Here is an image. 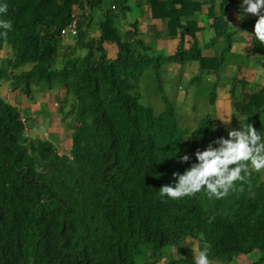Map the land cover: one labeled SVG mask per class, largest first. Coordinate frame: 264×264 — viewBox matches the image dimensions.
<instances>
[{
	"label": "trees",
	"instance_id": "16d2710c",
	"mask_svg": "<svg viewBox=\"0 0 264 264\" xmlns=\"http://www.w3.org/2000/svg\"><path fill=\"white\" fill-rule=\"evenodd\" d=\"M111 2L7 0L3 15L14 26L0 35V87L30 97L33 87L63 89L72 130L58 156L51 142L28 135L19 107L0 94V264H183L191 237L198 246L211 242L212 264L255 251L264 257V169H252L237 182L243 190L223 198L204 191L160 197V187L174 184L173 173L189 167L223 128L206 116L184 145L189 130L172 102L158 113L141 103L140 79L154 60L160 72L164 59L151 57L140 39L120 38ZM75 13L76 34L61 35ZM98 18V38L86 39V20ZM168 24L177 21L169 16ZM105 42L119 49L114 59L106 57ZM193 53L181 49L167 60L213 67L215 59ZM260 92L256 106L251 95L249 105L238 97L233 103L244 125L256 129L264 112ZM185 153L187 162L180 159Z\"/></svg>",
	"mask_w": 264,
	"mask_h": 264
},
{
	"label": "crops",
	"instance_id": "0c3cea01",
	"mask_svg": "<svg viewBox=\"0 0 264 264\" xmlns=\"http://www.w3.org/2000/svg\"><path fill=\"white\" fill-rule=\"evenodd\" d=\"M114 1L116 0L109 3V8L115 18L120 38L126 40L132 37V41L142 40L149 46L151 57L170 58L182 49L188 53L192 52V56H194L193 52H196V55L215 59L212 60L213 67L209 69H202L199 62L194 60L184 63L171 61L161 71L168 73L169 76L179 72L182 75L179 79L188 82L189 89L179 90L175 94L180 105L189 102L194 104V107L201 105L198 95L193 90L207 86L208 104L210 107L211 105L215 107L214 117L211 120L215 119L213 122L217 126H222V136L226 137L230 129L237 128L236 124L231 125L234 112L244 121L240 111L233 108L235 100L239 99L240 106H246L249 105L247 97L251 95L250 104L256 106L260 103V91L264 88V42H259L255 37H249L247 33L241 32L248 31L254 35V25L258 19L253 13H245L243 19L240 18L242 0H121V5L113 7ZM75 14L79 19L80 13ZM169 16L177 21V26L169 27ZM100 18L96 19L95 23L86 20L84 29L88 31V38H98L99 33L96 34L92 26L99 28L97 22ZM244 44H247L245 48ZM102 47L107 58L114 59L117 56L119 49L116 44L105 42ZM233 88L235 94L231 97ZM62 90H37L30 97L19 90H10L9 86L4 84L0 87V94L19 107L20 115L26 118L21 109L35 112L41 109L42 103L54 106L56 98L59 99L58 96L62 97L65 94V92L61 93ZM196 97L198 101L195 104ZM63 108L64 106L59 109L56 107L57 110L51 108V117L59 114L60 120L66 121ZM206 116L211 118L212 115L208 111L204 117ZM51 117L41 116L39 121L33 124L35 126L27 127L28 135L31 136L32 131L39 125L44 126L42 137L48 141L51 140L47 138L46 130L51 132L56 130L55 133L62 135L63 133H59L58 130L60 123H54ZM261 117L264 118V112L260 119ZM225 118L230 119V123L225 122ZM68 121L70 122V118ZM49 123L51 125H48ZM224 124L225 127L230 128L228 132ZM261 127L264 130L262 122L257 130ZM64 136L68 137V134H63L62 140ZM68 141L69 139L62 142L63 145L65 146ZM254 255L258 256L256 260H251L250 254L238 255L228 264H264V258L258 253Z\"/></svg>",
	"mask_w": 264,
	"mask_h": 264
},
{
	"label": "clouds",
	"instance_id": "9594fccd",
	"mask_svg": "<svg viewBox=\"0 0 264 264\" xmlns=\"http://www.w3.org/2000/svg\"><path fill=\"white\" fill-rule=\"evenodd\" d=\"M241 9V19L245 13L258 16L254 35L248 31L241 32L264 42V0H242ZM7 11V0H0V30H3L0 35H7V31L14 26L13 20L3 15ZM246 45L244 44V48ZM136 91L139 92L138 89ZM224 121L230 123L228 118ZM195 157L196 160L183 172L173 173L177 177L174 184L160 187L158 191L161 198L180 199L204 191L209 198L219 199L226 197L231 191L243 190L244 184L237 182L246 181L252 169H264V130L258 131L251 122L232 128L226 137H217L206 148L197 149ZM180 159L187 162L191 156L185 153ZM211 249L212 245L208 240H204L202 246L197 243V247L193 248V264H212Z\"/></svg>",
	"mask_w": 264,
	"mask_h": 264
},
{
	"label": "rangeland",
	"instance_id": "374dc122",
	"mask_svg": "<svg viewBox=\"0 0 264 264\" xmlns=\"http://www.w3.org/2000/svg\"><path fill=\"white\" fill-rule=\"evenodd\" d=\"M92 28L96 34L99 33V28H94L93 26H92ZM87 38H88V36H86V39ZM66 41L68 42V44L72 42L68 38L66 39ZM71 44H69V45H71ZM77 45L79 46V44H77ZM83 51H85V50L83 49ZM5 53H6V50H4L2 54L4 55ZM167 58L168 57L164 58V63L161 65L162 70L164 67H166L167 65H169L171 63V61L167 60ZM152 63H154L152 65V70L149 69L146 72H144V75L140 79V83L138 84V91L141 94V103L145 104L147 106H150L156 113H158V112L163 110V106H165L166 102L170 103V104L172 102L173 106L175 107L176 114H177V108H178L179 125L187 128L189 130V133L183 137L182 142L185 145V143L188 141L187 137H189L190 134L192 133V131L199 125V123L201 122L203 117L206 114H208V111L212 115L211 119L214 117L213 112H214L215 107L212 105L210 107V105L208 104V98L209 97H208V93H207V86H205L203 88H194V90H193L196 93V95H198L197 97H198V100H200L199 103H201V105L198 104V106L195 105V107H194V104L192 105V104H190V102L187 104H181L180 105L178 100L175 98V94L179 90L189 89L190 86L188 85V82L186 80H185V82H183L179 79V77L182 76L179 72H177V74L171 75V76H169L168 73H165L161 70L159 72V70L156 69L158 62H156L154 60V61H152ZM159 81H161V83H159ZM195 85H196V83H194V86ZM35 91H37V89L35 87H33L32 88V94H34ZM64 92H65L64 90L61 91L62 94ZM59 93H60V91H59ZM46 96L47 95L44 94L45 98H47ZM66 96H67L66 94H64L62 97L58 96L59 99L56 98L54 106H53V104H49L47 106L46 103H42L41 109L38 111H35V112H33L29 109H25V108L21 109L22 114L25 115L27 118V121H26L27 127L37 123V121H39V118L41 116H44V118L45 117L50 118L52 115V113L50 111L51 108L56 109V107H57L59 109L60 107L64 106L62 111L64 113H67V111L69 110L68 104L70 103V97H66ZM197 97L194 100L195 104L198 101ZM60 102H62V103H60ZM240 117H241L240 115H238L237 113L234 112V116H233V119L231 121L232 122L231 125L233 126V124L234 125L236 124L237 128H239L241 125L243 126L245 123H244L243 119H240ZM66 118H67L66 121H62L63 119L60 120L59 114H57V115L55 114L54 117L53 116L51 117V120L54 121V123H57V122L60 123L58 125V126L61 125L60 128L58 129L59 133L62 132L63 134L70 135L72 129L70 128L68 117H66ZM51 120H50V122H51ZM214 120L215 119H213V121ZM260 120H261L262 124H264V118L261 117ZM213 123L216 124L215 122H213ZM48 125H51V123H49ZM33 126H35V125H33ZM223 126H224V128H226V132H228L229 131L228 129H230V128L225 127V124ZM43 128H44L43 125L36 126L34 130L32 129L33 131L31 130L33 132V133H31V136H33L34 138H38V139L41 138L42 139L43 138L42 137ZM259 130H262V127L259 128ZM46 131H47L46 134L48 135L47 138L49 140H51L49 142H51L53 147L57 149L58 156H60V154L64 153V151H65L64 149L66 146V145L64 146L62 142L66 141L68 139V137L64 136V140H62L61 137L63 134L60 135L58 133H55V132H57L56 130L52 131V132L48 131V130H46ZM191 238H187L186 243H185V248L187 249L186 252H188V255H185V256L183 255L184 258H181V256L179 254L174 256L175 258L184 259L185 261H183V264H193V258H194L193 248H196L197 241L195 239H191ZM255 252H253V254H250L251 260H256L258 258L257 255H254ZM160 263L165 264V260H161ZM217 264H219V263H217ZM220 264H222V263H220Z\"/></svg>",
	"mask_w": 264,
	"mask_h": 264
},
{
	"label": "built area",
	"instance_id": "2783aa9c",
	"mask_svg": "<svg viewBox=\"0 0 264 264\" xmlns=\"http://www.w3.org/2000/svg\"><path fill=\"white\" fill-rule=\"evenodd\" d=\"M77 21H78L77 15L74 14L71 22L67 25V27H65L61 30V35L74 36L76 34L77 28H78ZM21 121L25 122L23 117H21Z\"/></svg>",
	"mask_w": 264,
	"mask_h": 264
}]
</instances>
